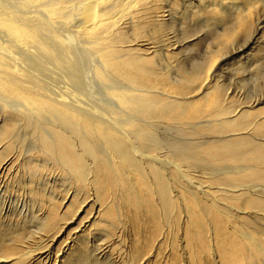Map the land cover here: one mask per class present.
I'll return each instance as SVG.
<instances>
[{"label":"bare ground","instance_id":"bare-ground-1","mask_svg":"<svg viewBox=\"0 0 264 264\" xmlns=\"http://www.w3.org/2000/svg\"><path fill=\"white\" fill-rule=\"evenodd\" d=\"M158 1L164 0H0V118L7 116L0 128V145L3 151L15 152L12 158L0 163V171L4 174L11 171L13 158L20 154L18 145L24 140L20 129H28L33 142L20 157L24 156L25 160L27 155L31 158L37 153L44 155L59 165L78 188L70 199L66 196L60 201V208H55L59 213L64 207L71 208L74 199L79 206L76 209H81L89 195L85 193L81 198L80 194L87 189L95 190L99 200L92 194V205H96L95 212L91 213L93 221L101 215L114 217L121 226L131 224L137 234L141 232V221L153 224V231L157 223L159 235L153 243L164 236L160 226L177 228L187 237L188 252L180 248L172 251L175 254L170 252L173 254L170 258L161 255V264H179L177 253L181 263L190 264L188 258L196 263L193 254L196 248L190 244L195 235L202 240L203 264H233L245 260V264H258L264 260L263 112L242 110L241 105L232 109L231 102L236 95H229L223 87L208 86L214 77L210 74L212 59L204 64L194 63L187 72L176 66L174 76L158 62L159 73H155L158 83L141 76L139 65L143 59L127 62L129 55L125 49L138 41L133 34L135 29L148 14H154L149 4ZM166 1L176 4L182 0ZM187 1L190 5L193 3V0ZM249 3H259L260 10L264 11V0ZM198 4L199 1L197 7ZM224 13L227 14L226 11L220 14L226 19ZM162 14L170 12L166 10ZM249 16L235 18L231 29L248 30ZM153 19L156 17L150 21ZM165 41L162 37L155 43L147 40L142 43L153 47V55L159 57L163 53L159 54L158 50L162 49L154 47ZM125 44L130 45L125 48ZM165 89L174 90L183 99L164 102ZM212 92L221 94L216 102L221 96L222 102L230 103L218 105L215 99L212 102ZM256 103L257 100L246 102L249 108ZM208 105L212 108L205 113ZM186 117L194 122H180ZM247 119L251 121L246 124ZM166 120L179 122L176 125L179 128L187 126L185 132L189 137L197 136L198 142L187 147L164 142L161 128ZM202 132L209 135L201 136ZM246 137L250 142L263 141L258 142V150L263 153L255 158L257 165L243 164L246 153L239 156L235 153L237 144ZM4 139L9 140L4 144ZM14 140H17L15 146ZM7 144H11L9 148ZM210 149L212 152L205 155ZM221 156L237 159L239 163L208 160ZM135 176L147 187L153 205L135 192L132 181ZM105 192L111 196L106 203L102 202L104 194H100ZM233 192H241V205L222 199L224 194ZM248 197L256 201L251 203ZM172 206L171 216L158 222L156 208L164 214ZM50 216L49 213L47 221ZM108 224L107 237H111L117 228L113 223ZM42 226L41 230L46 233L48 225ZM2 231L0 264L22 248L27 250L13 255L14 261L28 264L46 248L37 244L30 249L31 241L26 240L27 244L24 241L9 247L8 254L4 250ZM21 236L16 234L15 240L19 241ZM106 243L103 241L97 247L99 254L106 250ZM150 243L147 241L145 246L149 247ZM255 258L259 260L254 262ZM88 261L79 257L77 264H96Z\"/></svg>","mask_w":264,"mask_h":264},{"label":"rangeland","instance_id":"rangeland-1","mask_svg":"<svg viewBox=\"0 0 264 264\" xmlns=\"http://www.w3.org/2000/svg\"><path fill=\"white\" fill-rule=\"evenodd\" d=\"M198 1L199 4L197 7ZM249 1L250 0H193L191 5L187 0H182L176 4L166 0L156 3L152 2L149 6H153L154 14H148V18L139 25L133 33L138 40L137 43L129 47L127 45L130 44L123 45L125 48L128 47L125 49L128 51L129 55L127 62L133 61L137 63L143 59L139 65L140 71L143 74L141 76L147 78L149 81L158 83V77L155 74L159 73L158 62L160 66L167 68L166 72L169 71V73L174 76L177 74L176 66L181 67V69L187 72L194 63L204 64L209 59H212L210 74L214 76V79L212 78L208 86L210 88L213 86L216 88L223 87L224 91H227L229 95H236L232 101L233 103L231 102L232 109L237 105H241L240 109H248L251 110L252 113L263 112L262 116L264 117V11L260 10L259 3L255 5H252L254 4L252 3L250 5ZM212 3L217 6L221 4L220 8L219 6L216 7V5H211ZM247 8L249 9L248 11ZM242 9H246L247 13L249 12L250 28L248 30L239 27L231 29V24H235L233 22L235 18L240 16L242 19L248 15L246 11L240 14ZM166 10H168L170 14H162ZM221 11H226L227 14L224 13L227 17L226 19L222 17L224 16L223 14H220ZM167 15L168 17H166ZM153 16H155L156 19H153L154 21L151 22L150 20H152ZM228 21L230 24H227ZM223 32L225 34H222ZM162 37L166 40L165 43H162V45L158 44L154 47L156 50L159 48L162 49L161 52L158 50L159 54L163 53L159 55L161 60L157 55H153V47L144 45L142 41L147 40L155 43ZM147 54H149V56H147ZM164 93L167 96L164 98V102H168L169 100L178 101L177 99L182 98L178 97L174 90L165 89ZM185 93L188 94L186 90ZM223 93L222 90V94ZM219 94L220 93L212 92V96H210L211 101L213 102L215 99L216 102V98ZM253 100H257V103L253 105L254 107L249 108L246 102ZM227 102H222L220 96L216 104L226 105ZM211 108L212 106L208 105L204 110L205 113L209 112ZM6 118V115L0 118V128L3 125L2 121H4V123L6 122ZM250 121V119H247L245 123L247 124ZM180 122L191 123L194 122V120L190 117H186V119H182ZM178 123L179 122L169 120L163 121V127L161 128L163 130H161V132L164 135V139H162L164 142L179 143L182 147H187L190 143L195 144L198 142L195 141L198 139L197 136L194 138L189 137L185 132L187 131V126L179 128L176 126ZM21 129L20 133L24 140L18 145L20 154L33 142V137L27 134L29 130L25 128V130L23 128ZM6 130L9 131L10 128L8 127ZM202 135L209 134L202 132L201 136ZM218 137L222 138L224 136ZM246 138L248 142H246ZM246 138H244L245 140H240L242 142L239 141L240 143L237 144L235 153L237 156L244 152L246 153V156L242 160L243 164L257 165L255 158L259 156L260 153H263L258 150V142L263 141L252 140V142H250L251 140L249 137ZM5 139L4 144L9 140ZM234 139L238 140L239 137H235ZM12 142L15 146L17 140ZM10 145L7 147L9 148ZM3 150L5 149L0 145L1 165L4 163V159L12 158L13 155H15L13 154L15 153L13 149L9 151ZM210 152H212V149L206 151L204 154L207 155ZM20 154L13 158L14 162L12 163L13 167H11V171L9 170L6 174L0 171V230L4 231V250L7 251L8 254L10 252L9 247H16L17 244L24 241L26 243V240L29 242L31 241L29 245L30 249L40 244L46 247L42 250L43 254L41 252L40 255H36L28 264H77L79 257H83L85 261L89 259L90 261L88 262H96V264L97 262L98 264H161V255L170 258L175 254L172 251L180 248L184 249L185 253L188 252L187 249H185L187 237L181 234L175 227H173L175 229H172L171 226L170 228L160 226L164 236H160L158 240L153 243L156 236L159 235V226L157 223L154 232L153 224L150 223V225H148L141 221V232L137 234V229L135 230L131 224L127 222L121 226L114 217L101 215L100 219L93 221L91 216L96 210V205H92L94 201L92 198L94 196L95 199H98L95 190L91 191L87 189V192L83 191L84 194H80L82 195L81 198L85 197V193L87 197L89 195V198L86 199L87 201L85 200L83 203L84 205H81V209H76L79 206L77 207V203H74V199L71 208L69 207L67 209L64 207L62 211L63 214L61 212L59 213L55 208H60V201L66 196L70 199L76 190H78L77 187H74L75 185L73 184L72 178L68 176L59 165L52 162L51 159L44 157L42 154H40L41 156L39 153H37V155L34 154L32 158L27 155L28 159L25 160L24 156L23 158L20 157ZM22 159L24 160L23 162ZM208 160L212 162L220 161L219 163L226 160V164L233 165L239 163L237 159L228 158V156L218 157L217 160ZM44 162L47 166H45ZM261 164L264 168V162ZM5 175L9 176L6 177ZM99 179L100 181L102 180V178ZM201 179L206 182L205 179ZM132 181L135 183L137 189L135 192L144 201L147 200L153 205L149 200L150 192L142 183V180L135 176V181ZM213 187L219 188V186ZM100 194H104L105 196V200L102 201L104 203L111 199V196H108V192ZM239 197H241V192H233L224 194L222 199L233 205H241L243 203V197ZM248 198L251 203L256 201L254 198ZM261 201L264 202V199H261ZM68 204L69 203H67L66 206ZM183 204L186 206L185 202ZM91 207L95 210L93 211ZM173 209L172 206L170 211L163 214L156 208L157 221L163 222L167 220L171 216ZM74 210L75 213L77 212L76 214ZM49 213L52 216H50L47 221L46 217H48ZM54 216L55 218H53ZM108 222H110V224L113 223L118 229L113 231L114 235L111 237H107V231H110ZM43 224L48 225L47 234L41 230L43 229ZM53 224L55 227H52ZM147 226L150 227L149 232ZM19 233L22 234L23 239L21 236V239L17 241L15 240V235ZM152 234L154 239L151 240ZM199 238L195 235L192 241H190V244L196 248L193 252L196 263L203 264L205 254L201 255L200 247L202 246V240ZM103 241H107L104 245V247H106L104 251L105 254H103L104 252L99 254L97 252V247ZM147 241L152 242L150 243L151 246H145ZM211 246L214 245L211 243ZM8 248L9 250H7ZM149 249L152 250V253H150L151 250L149 251ZM25 250L27 249L22 248V250H19V252L16 251L13 255L20 253V251L21 253L23 251L25 252ZM170 252L173 254L171 253L172 255H170ZM8 254H4V256H9ZM102 254L103 256H101ZM13 255L9 260H4L7 261L4 262V264H22V262L18 263L14 261ZM176 256V262L180 260L179 264H183L181 263L178 253ZM255 260L258 261L259 259H254V262H257ZM188 262L190 264H196L193 263L190 258H188ZM217 262L220 263V259ZM261 262L264 264V260H259L258 264H261ZM23 263H26V261ZM245 263L246 260L244 262L235 261L233 264Z\"/></svg>","mask_w":264,"mask_h":264}]
</instances>
